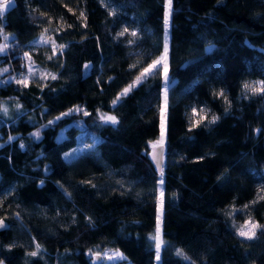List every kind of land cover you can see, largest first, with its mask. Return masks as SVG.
Returning <instances> with one entry per match:
<instances>
[{
	"label": "trees",
	"instance_id": "obj_1",
	"mask_svg": "<svg viewBox=\"0 0 264 264\" xmlns=\"http://www.w3.org/2000/svg\"><path fill=\"white\" fill-rule=\"evenodd\" d=\"M172 8L162 175L148 156L162 75L113 102L162 55L166 0H14L0 17L3 264H102L105 250L130 264H264V228L237 233L264 226V93L243 87L264 81V0ZM193 108L208 114L195 127Z\"/></svg>",
	"mask_w": 264,
	"mask_h": 264
},
{
	"label": "snow or ice",
	"instance_id": "obj_2",
	"mask_svg": "<svg viewBox=\"0 0 264 264\" xmlns=\"http://www.w3.org/2000/svg\"><path fill=\"white\" fill-rule=\"evenodd\" d=\"M14 4V0H0V17H3L4 13L8 10L10 6ZM173 0H166V12L164 16V25H165V42H164V51L160 57L157 59L153 60L147 67L142 68L140 71L139 75L136 77L135 81L133 84L128 85V87L124 88L122 92L119 94L117 97V100L114 101L113 103L115 104L117 101L122 99L123 97L127 96L128 93L132 90V88L136 85H139L140 83L146 81L149 77H154L157 75H162L165 87L163 89V104L160 109V119H161V136L160 139L154 143H152V148H153V153H152V158L155 160L157 163L160 162V159L162 158V151L164 147V138H165V120H166V112H167V106H168V85L171 82V77L169 76V65H168V42H167V29L170 24V19L172 16L173 12ZM83 15V14H82ZM129 30L125 28L121 33H119L120 36H123L125 33H127ZM132 36H136L137 33L135 31L131 32ZM7 39V37H5ZM44 43H48L47 40L43 41ZM6 50V46H0V52H4ZM25 57H28V54L25 53ZM52 57H49L51 59ZM87 67V66H86ZM4 71H7L5 69ZM34 75V74H33ZM52 79H56L55 75L51 76ZM15 79V82L18 84H21L23 86L28 85V77L26 76H21L20 78H13ZM245 91H251L252 93H264V81H259L256 82L255 85L245 83L243 85ZM220 96H224L223 91L218 93ZM79 110V109H77ZM3 111L6 113L7 109H3ZM203 111V110H201ZM193 116H197V110L195 108L192 109ZM85 115L88 113L85 112ZM62 115H68V113H64ZM206 117H200V119H197L193 122V126H197L202 119ZM59 119V117H57ZM100 119L104 123H111V124H117L118 120L114 116H107V115H101ZM218 119L217 117L213 116L212 117V123H214ZM51 123V121H50ZM259 131V130H258ZM38 135V134H37ZM23 147V145H22ZM159 149L160 151L157 152L155 151L156 149ZM70 155V154H69ZM162 169H161V175H162ZM160 184V191H159V215L157 216V230L155 235L151 237L153 241H155V249H156V260H160V252L162 247L165 244V241L162 239V233H161V220H162V215H163V205H164V191H163V179L159 181ZM7 225L4 223L2 219H0V228H5ZM257 228H264V226L253 223L251 220L247 221L245 225L241 226L238 229V233L240 236L245 237L247 239H252L256 235V229ZM36 249L37 251H32L29 253L31 256H37L39 254V249L40 245L36 244ZM178 255H183V251L180 250L177 253ZM116 257L118 258H123L122 254L116 253ZM0 264H3V261H0Z\"/></svg>",
	"mask_w": 264,
	"mask_h": 264
},
{
	"label": "rangeland",
	"instance_id": "obj_3",
	"mask_svg": "<svg viewBox=\"0 0 264 264\" xmlns=\"http://www.w3.org/2000/svg\"><path fill=\"white\" fill-rule=\"evenodd\" d=\"M30 50H32V51H34L35 50V48L34 47H30ZM30 62L27 64L28 65V67H30ZM26 76V75H25ZM39 76H40V74H39ZM26 77H28V76H26ZM29 79V78H28ZM255 85V84H254ZM197 110V113H198V115L197 116H193V113H192V110H191V112L189 113V122L191 123V124H193V122L195 121V120H197V119H200V117H208V114L206 113V111L204 110V109H196ZM201 110H203V111H201ZM160 129H161V122H160ZM161 136V135H160ZM160 136L155 140V141H153V143L154 142H156V141H158L159 139H160ZM91 137H85L84 139H83V141H82V145H81V149L82 150H84L85 148H87V147H89V144H90V142H91ZM249 221V220H248ZM247 221H245V222H243L242 224H240L239 226H238V228H237V233H238V229L241 227V226H243V225H245V223H246ZM254 223V222H253ZM238 235H239V233H238ZM242 237V236H241ZM243 238H245V237H243ZM247 239V238H246ZM116 253H120V254H122L121 252H119V251H117V250H105L103 253H101V259L99 260L102 264H119V263H117V262H119V261H122L123 260V262L122 263H120V264H130L127 260H124L125 258H124V256H123V258L121 259V258H118V257H116L115 256V254Z\"/></svg>",
	"mask_w": 264,
	"mask_h": 264
},
{
	"label": "water",
	"instance_id": "obj_4",
	"mask_svg": "<svg viewBox=\"0 0 264 264\" xmlns=\"http://www.w3.org/2000/svg\"><path fill=\"white\" fill-rule=\"evenodd\" d=\"M200 57V56H199ZM199 57H194V58H190L188 60H186L182 66L186 65V64H189V63H192L194 62L195 60H197ZM153 148L151 146L150 150H149V153H148V156H149V159H150V162L151 164L153 165L154 169L156 170V172H161V169H163V166H164V161H165V145L163 147V151H162V158L160 159V162L157 163L155 160H153L152 158V153H153ZM155 151L159 152L160 150L157 148Z\"/></svg>",
	"mask_w": 264,
	"mask_h": 264
}]
</instances>
